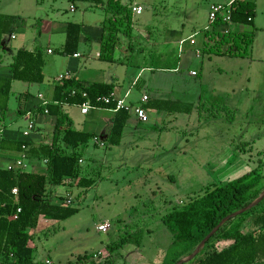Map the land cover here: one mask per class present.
<instances>
[{"label": "rangeland", "instance_id": "1", "mask_svg": "<svg viewBox=\"0 0 264 264\" xmlns=\"http://www.w3.org/2000/svg\"><path fill=\"white\" fill-rule=\"evenodd\" d=\"M34 1L28 0V3ZM155 1H152L153 9L147 7L143 12L144 19L148 20L144 28L150 31L153 42L160 41L167 29L181 27V24L186 33L208 24L206 0ZM143 2L149 4V1ZM52 3L45 0L42 8L31 10L29 7L28 12H37L43 17L50 12ZM69 4L62 0L56 5L64 7L63 18L74 21L81 10L72 13ZM260 12L256 13L261 26L255 25L253 30L252 57H197L195 52H189L177 73L159 71L165 66L160 64H155L152 72L142 73L145 87L132 88L135 96L150 88L166 89L171 94L170 106L180 100L188 109L148 110L145 113L148 121L132 128L131 132H124L118 146L97 147L91 140L82 152L80 164L87 167L89 172L85 171V175L94 177L95 183L85 190L77 186L78 179L64 185L56 203L76 206L79 212L65 221L45 222L40 218L37 228L30 231L35 253L26 264H48L45 260H50L51 264H68L80 258L81 263L93 261L95 264H171L186 253L188 246L173 243L172 233L161 220L165 213L186 207L203 195L208 186L225 185L251 170H256L262 179L246 194V203L262 193L264 9ZM36 20L26 19V35L36 33ZM123 37L126 40L118 43L122 46L118 49V60L97 59L93 66H85L80 77L89 82H109L112 76H117L122 85L129 87L142 68L139 67L142 52L152 54L154 45L144 38L129 42V36ZM16 43L12 41L14 47ZM53 47L51 57L63 55L58 47ZM120 54L123 55L120 57ZM188 70L200 75L191 76ZM35 91L36 88L31 89ZM224 105L230 109L228 112ZM17 108L16 100L10 99L4 117L7 122L22 123ZM231 110L233 122L227 118ZM69 113L81 126L83 116L79 108L71 106ZM29 169L36 171L34 167ZM44 171L45 165L41 164L38 172ZM255 206L256 210L263 209L264 197ZM101 219L108 222L99 223ZM249 219L234 218L227 230L247 232ZM103 223L107 224L105 232L96 228ZM52 225L55 228L49 227ZM128 235L131 241L117 249L116 242ZM88 254L90 260L86 258Z\"/></svg>", "mask_w": 264, "mask_h": 264}, {"label": "trees", "instance_id": "2", "mask_svg": "<svg viewBox=\"0 0 264 264\" xmlns=\"http://www.w3.org/2000/svg\"><path fill=\"white\" fill-rule=\"evenodd\" d=\"M68 1L101 3V0ZM106 6L112 16L104 21L106 34L103 36L104 41L99 58L112 61L117 31L123 27V34L130 36L131 11L121 3V0H107ZM253 15L252 1L237 2L234 5L232 22L250 25L252 22L248 18L251 19ZM13 24V16L0 15V49L2 35L10 32ZM224 28L225 26H222L219 21L205 33L206 40L202 51L209 55L248 57L251 53L254 34L224 32ZM81 32V24L74 22L67 24L61 54L73 55L76 52ZM43 64L44 60L39 49L35 52L19 49L16 52L12 62L11 79H0V122L8 110L11 80L42 83L44 80ZM73 89L76 90L74 95L71 94ZM82 92L86 93V97L82 96ZM112 93V83L95 82L84 86L75 79L61 81L55 85L53 91V101L58 103L49 105L48 110L50 114L56 116L53 139L49 144L30 148L28 151L29 156L46 161L44 173L14 172L0 167V264H26L29 260L32 261L35 249L32 245V232L30 231L37 228L40 218L65 221L79 212L76 206L52 202L47 196L48 187L64 186L78 179L77 186L85 190L96 181L94 177L85 175L88 169L80 164L83 151L79 149L81 146H86L94 135L75 130L68 116L60 110L59 104L80 105L86 99H90L94 104L97 96L112 95ZM107 106H114V102ZM37 109L40 108L36 106L34 110ZM19 112L21 115L25 111L21 109ZM129 115V111L125 109H120L115 113L110 131L103 139L107 147L120 144ZM227 118L230 122L234 120L230 112ZM21 146L22 142L0 139V149L20 152ZM261 179V175L256 170H251L225 185H216L213 188L208 186L203 195L188 203L186 207L165 213L161 220L172 233L173 243L188 246L184 255H190L224 217L249 204L246 203L245 196L257 187ZM14 188L17 189V195L12 193ZM18 208L20 211L17 213ZM255 208L256 206L234 217L239 219L250 217L249 231L227 230L234 218L229 219L219 227L188 264H257L264 262V208L260 210ZM15 214L17 217L13 218ZM131 239V235L123 237L116 242V248H122ZM86 258L91 259V255L88 254ZM80 260L81 258L68 264H95L93 261L81 263ZM179 260L175 259L171 264Z\"/></svg>", "mask_w": 264, "mask_h": 264}, {"label": "crops", "instance_id": "3", "mask_svg": "<svg viewBox=\"0 0 264 264\" xmlns=\"http://www.w3.org/2000/svg\"><path fill=\"white\" fill-rule=\"evenodd\" d=\"M52 1L54 3L50 5V12L41 17L38 16L37 12L30 13L28 12V10L29 7H31V10H36L39 7L42 8L45 0H35L34 3H28V0H0V15L14 17L13 29L8 33L3 34L1 37L0 79H11L13 57L19 49H25L29 52H35L39 49L44 60V64L42 67L44 80L42 83H29L15 79L11 80L8 104L10 99L14 98L16 100L18 104L17 116L22 120V123L7 122L8 120L4 118L0 122V139L22 142V146H25V149L23 150L22 146L20 152L0 149V167L6 168L8 164H11L16 159L22 158V156H24V161L27 165V168L24 171H31L29 167H34L36 171L32 170V172H38L41 164L45 165L46 161L44 159L33 158L29 156L28 151L30 148H37L40 145L49 144L53 139V129L56 122V116L50 114L48 110L49 105H55L58 103L56 101H53V91L55 85L60 83V81H58V77L60 75H64L67 73V79H75L77 82H80L84 86H89L90 84L95 82L112 83V94L116 98L124 99L131 105L140 103L142 96L146 94L148 95V101L146 103H143L145 113L150 109L153 110L160 108L183 111L184 109H188V107L185 106L186 103H182V101L180 100H178L177 103L172 106L169 105L171 102V94L166 89L160 88V90L158 88H150L142 92L138 97L134 95V93L132 92V88L136 87L141 90L145 87V80L141 78L142 73L145 71L152 72L154 70L153 68L155 64L165 65L164 67H160L158 69L161 72L169 71L171 73H177L181 70L180 65L183 62V58L186 57L187 53L189 55L191 52H195L197 57H202L204 55L210 56L209 54L202 51L204 42L206 40L205 33L210 31L207 28L208 24H206L200 30H193L188 33L183 31V24H181V27L176 26V28H171V30L167 29L160 41L153 42L149 34L150 31L146 27L144 28L148 20L144 19L143 16L145 8L149 7L153 9V0H146L149 1V4H147V2H143L145 0H121V3L131 11V31L130 36L128 37L129 42H136L144 38L148 43L152 42V45H154V51L149 55H147L145 51L142 52L144 55H142V63L140 64L141 66H139L142 68L139 70L137 76L132 80L129 87L122 85L117 76H112L113 79L109 82L86 81L85 79L80 77L81 71H83L86 65L93 66L94 62H96L95 60H101L99 58L101 45L104 41L103 36L106 34L104 21L112 16V13L106 6L107 0H101L100 4H95L93 2L72 3L68 0H65L70 3L68 7L70 12L75 13L77 10H81V13H79L74 21H69L61 16L64 7L62 5L58 6L56 4L58 1L62 2V0ZM206 1L208 3L209 11L210 1ZM250 1H252L254 4V15L251 18V27H248V24H239L232 22L228 26V29L230 31L247 32L254 34L253 30L255 28V25L261 26L259 14L256 13H261L260 11L264 9V0ZM153 4H156V1ZM134 7H142L141 13H135L132 10ZM29 17L37 19L35 22V27L38 28V30L36 31V33L26 35V29H24V25L26 19ZM69 22L78 23L82 26V32L79 36V42L76 52L73 55H59L56 57H51L55 49L53 45L55 47H58L59 53L62 52L66 37V26ZM122 29L123 27H120V30L116 33L118 41H115L114 44L112 61L119 59V54L117 53L119 52L118 49H122V46L119 47L118 43H120L121 40H126V37H123L126 35L123 34ZM20 35L24 36L20 38ZM13 40H16L17 42L15 44V47L12 45ZM254 41L252 44V48L254 47ZM42 44H45V46ZM121 55L123 54H120V57ZM248 57H252L251 53ZM191 71L195 70H188V74H190L191 76L200 75L199 73H197V71H195V75H192ZM131 77H133V75H131ZM33 88H36L35 92H31V89ZM59 105L61 107L60 110L63 112V114H66L68 116V120L71 122V126L75 130L93 134L94 136L91 140L94 142V146L107 147L104 144L103 139L109 133L114 115L117 111L114 112L106 108H99L91 109L87 113L83 114L81 113L80 107L77 104L69 105L62 103ZM36 106L37 108H42V110H34ZM71 106L79 108V112L83 116L80 124L81 126H79V124L75 122L74 117L70 115L69 108ZM224 107H226V105H224ZM21 109L25 112L20 115L19 111ZM228 110L230 109L227 108V111ZM129 113L130 115L126 121L120 143L123 140L124 132H126L127 130L131 132L132 128H136L139 124L148 121V119L146 121H142L141 119H139L132 110L129 111ZM230 113H233L232 115L234 116V112H232V110L230 111ZM76 125H78V127H76ZM86 146H81L79 147V149H82L83 151ZM81 162L82 160H80V163ZM62 188L65 187H48V198L54 203L58 202ZM69 201L71 202V200ZM41 220L45 222L51 221L44 218H41ZM104 221L107 220L101 219L99 223H102ZM49 227L55 228L54 225ZM102 256L104 257L105 255ZM186 256L188 255L182 254V257L180 259ZM45 262L51 264L50 260H45ZM162 264H165V262H163Z\"/></svg>", "mask_w": 264, "mask_h": 264}, {"label": "built area", "instance_id": "4", "mask_svg": "<svg viewBox=\"0 0 264 264\" xmlns=\"http://www.w3.org/2000/svg\"><path fill=\"white\" fill-rule=\"evenodd\" d=\"M209 11H208V29L211 30L214 25L220 21L222 26H225L224 32L230 31L228 26L232 23V13L234 10V5L237 2L241 1H250V0H209ZM135 13L139 14L142 11V7H134L132 9ZM248 20H251L248 18ZM192 75H195V71H191ZM68 78V74L60 75L58 77V81H63ZM76 90L73 89L71 94L74 95ZM82 96L86 97V93L82 92ZM148 101V95H143L140 103L131 105L127 103L124 99L116 98L113 94L112 95H100L96 97L95 103L93 104L90 99H86L82 104L79 105L81 113L85 114L91 109H99V108H106L111 111H118L120 109H125L127 111H133L136 116L141 119L142 121H146L147 117L145 115V110L143 108V103ZM114 102V106L110 107L107 106ZM103 105V106H102ZM47 112V111H45ZM22 149H25V146H22ZM27 165L24 161V156L22 158L14 160L11 164L6 166V169L12 170L14 172L24 171L26 170ZM12 193L17 195V189H12ZM20 211V208L17 209V213ZM17 214L13 216L16 218ZM98 230L105 232L107 230V224H100L98 225Z\"/></svg>", "mask_w": 264, "mask_h": 264}, {"label": "water", "instance_id": "5", "mask_svg": "<svg viewBox=\"0 0 264 264\" xmlns=\"http://www.w3.org/2000/svg\"><path fill=\"white\" fill-rule=\"evenodd\" d=\"M263 197H264V190L254 201L250 202L249 204H247L243 208L239 209L238 211H235V212L227 215L226 217H224L219 222V224L214 229H212L208 235H206L204 237V239L196 246V248L194 249V251L190 255L180 259L175 264H183V263H186V262L190 261L191 259H193L199 253V251L204 247L205 243L210 239V237L219 229V227H221L229 219L237 217L240 214L248 211L249 209H251L252 207L257 205L263 199Z\"/></svg>", "mask_w": 264, "mask_h": 264}]
</instances>
